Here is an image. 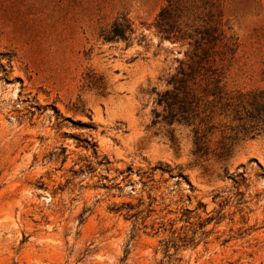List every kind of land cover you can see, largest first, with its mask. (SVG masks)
<instances>
[{
  "label": "rangeland",
  "instance_id": "rangeland-1",
  "mask_svg": "<svg viewBox=\"0 0 264 264\" xmlns=\"http://www.w3.org/2000/svg\"><path fill=\"white\" fill-rule=\"evenodd\" d=\"M177 1L0 0V264H264V0Z\"/></svg>",
  "mask_w": 264,
  "mask_h": 264
},
{
  "label": "trees",
  "instance_id": "trees-1",
  "mask_svg": "<svg viewBox=\"0 0 264 264\" xmlns=\"http://www.w3.org/2000/svg\"><path fill=\"white\" fill-rule=\"evenodd\" d=\"M178 1L177 0H167V4L160 10L157 18H156V27L161 33L166 35H170L174 29L176 28V19L178 17ZM135 32L133 23L126 16H122L118 18L112 25L109 30H102L100 35L106 41H113L117 39H129L131 35ZM210 35L209 32H206ZM191 73H184L183 77L174 80L175 87L172 90H166L163 94L160 95V101L162 103H166L169 114L166 116V119H170L173 121H179L184 123H189L192 119L193 112V101L188 98L189 93L186 91V82L188 81ZM254 106V110L250 111V116L253 119H263L264 116V104H260L258 102H252ZM258 128L256 126H251V130L255 131ZM254 135V134H252ZM196 144H199V137H196ZM92 147L95 149L98 147L96 142L92 143ZM66 147H62V152L66 153ZM198 152H202L203 148L198 147ZM102 161L109 162L106 158H103ZM132 207L127 210V214ZM122 206H115L112 210L115 212H121ZM84 216V215H83ZM81 216V220L83 219Z\"/></svg>",
  "mask_w": 264,
  "mask_h": 264
}]
</instances>
